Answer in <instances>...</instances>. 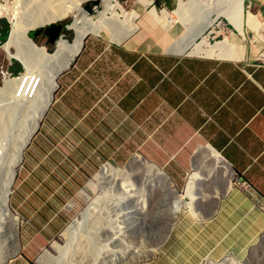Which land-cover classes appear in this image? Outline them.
Returning a JSON list of instances; mask_svg holds the SVG:
<instances>
[{
  "label": "rangeland",
  "instance_id": "rangeland-1",
  "mask_svg": "<svg viewBox=\"0 0 264 264\" xmlns=\"http://www.w3.org/2000/svg\"><path fill=\"white\" fill-rule=\"evenodd\" d=\"M41 1L45 0H0V10H2L0 18L6 19L10 27L11 25L13 27L18 19L26 17V11L29 8L38 9ZM52 1L55 9H58L57 4H61L60 0ZM118 1L128 12L134 7L135 0ZM150 1V8H153L138 19L140 30L128 39L135 36V39L147 48L157 49L162 46L168 51L174 43L185 42L188 35L183 33L184 27L181 24L171 25L160 15L162 10L174 12L179 0H159L160 4H157L156 0ZM183 1L188 2V0ZM211 4L214 5V2ZM93 5L94 2L86 3L84 8ZM245 9L249 15L258 16L262 21L263 25L258 27L260 31L257 34L246 28V36L241 37L230 21L220 18L193 45H198L203 40L210 45H216L228 38V40L237 41V59H240L244 55V50L248 48L256 54L258 62H264V41L261 42L263 46L260 50L255 45V42L259 40L258 35L264 36V4L261 0H245ZM207 10L208 6L203 5L193 11V14L189 16L190 23L186 31L200 27L199 24L206 16ZM101 11H103L101 7L93 8L94 15ZM77 21L79 18L76 14H71L57 24L66 26ZM123 21L125 20L119 19L115 12L109 11L106 23L110 27L119 30V25H122ZM253 25H256L255 20H252L248 27ZM64 29L62 38L72 42L75 38L74 31L69 29L67 33ZM9 37L5 43L0 44V88L5 87L6 81L22 77L24 74L21 62L9 60L5 49ZM47 40L45 35H41L35 39V42L53 53L56 45H48ZM114 43L106 32L102 34V37L88 36L81 54L71 68L58 79L59 89L54 95L53 104L43 118L39 131L25 150L23 162L16 172L9 206L11 212L15 213H13L14 216L19 217V238L14 241L19 250L17 255L6 264H39L40 257L46 251H50L52 262L54 260L53 264L58 260H60L59 264H64L63 262L66 264H228L229 262L231 264H264V235L242 258L230 256L221 261L205 259L201 255L200 247L205 243L206 237L192 228L195 218L186 209L183 199L185 196L181 197L183 208L179 213L175 212L174 205L170 206L175 196H167L160 184H157L160 180L146 175L145 158H141L140 161L137 160L136 154L113 153V151L105 152L103 158L97 155L99 159L88 157L84 147L87 146L85 131L90 126L85 120L89 101L84 99V95L86 91L91 93V90L89 86L86 88L84 84H81L78 88L73 87L74 92L70 88L69 76L87 47L101 51L107 45ZM12 51L15 50L12 49ZM193 52L192 48L188 54L205 57ZM15 62L21 67V72L17 75H13L10 70L15 66ZM76 94L84 99L79 101V104L73 98ZM7 103L5 98H0V111L6 108ZM101 114L100 110H97L94 114V122L100 118ZM94 144H97V141L94 140ZM204 153L206 155V151ZM200 159L201 156L197 155L194 162L198 163ZM107 165L121 171L118 173L117 185L113 184V178L105 180L104 170ZM204 174L206 177L208 172ZM125 178L133 185L134 191L131 194L135 198L122 201L120 183ZM236 178L237 176L233 173V180ZM216 181H222L225 184L224 180ZM204 182L207 187L203 189L208 197L210 194L218 197L225 194L223 184L215 181L214 183ZM218 187L222 189L223 194L215 193ZM144 201L146 207L137 215L136 213L126 217L123 215L126 212L136 211L138 205ZM94 204H96L93 217L95 223L84 225L81 231V234L86 236L85 239H89L88 245L85 243V248L78 250L76 243L69 245L65 233L76 220H81L83 213ZM204 210V214L199 213L196 205L195 212L198 213L196 219L203 220L212 215V209L208 206ZM120 226L126 228L125 237L112 241L109 233ZM79 240L82 239L79 238ZM7 242L11 246L6 239H0V253L8 251ZM55 243L66 247L62 255L52 248ZM131 249H136L138 256L132 257ZM155 251L157 253L154 257L152 252ZM118 257L120 260H117Z\"/></svg>",
  "mask_w": 264,
  "mask_h": 264
},
{
  "label": "crops",
  "instance_id": "crops-1",
  "mask_svg": "<svg viewBox=\"0 0 264 264\" xmlns=\"http://www.w3.org/2000/svg\"><path fill=\"white\" fill-rule=\"evenodd\" d=\"M235 56L178 55L162 46L147 48L134 36L101 51L87 47L69 76L71 90L81 84L91 90L84 95L89 158L109 151L142 156L187 199L206 149L230 166L237 176L232 188L220 199H199L197 211L204 214L208 206L212 215L192 224L205 235L201 255L211 261L242 258L264 235V62L248 48L240 59L236 50ZM97 110L102 114L94 122ZM197 184L207 187L203 180Z\"/></svg>",
  "mask_w": 264,
  "mask_h": 264
},
{
  "label": "bare ground",
  "instance_id": "bare-ground-1",
  "mask_svg": "<svg viewBox=\"0 0 264 264\" xmlns=\"http://www.w3.org/2000/svg\"><path fill=\"white\" fill-rule=\"evenodd\" d=\"M60 2V5L57 4L58 9H55L56 7H54L52 0L41 1L39 8L36 10L29 8L26 11V17L23 16L22 19H18L13 24V27L11 25L12 31L9 41L5 46L9 60L21 62L24 67V74L22 77L6 81L5 87L0 88V98H5L8 102L5 106L6 108L0 111V239L4 238L11 243L10 246L7 242L9 249L7 252L5 251L6 253H0V264H6L13 256L17 255L19 250L16 248V242H14L19 238L17 229L19 217L14 216L15 213L11 212L9 206L11 192L16 181L17 169L23 162L25 150L39 131L43 118L53 104L54 95L59 89V77L71 68L77 57L81 54L88 36L95 35L102 37V34L106 32L112 42L122 44L140 30L138 19L153 8H150V0H135L134 7L129 12L122 7L118 0H60ZM93 2L98 3L97 5L94 4V7H101L103 11L94 15L93 6L90 12L84 8L86 3L91 4ZM213 2L214 5L211 4ZM203 5L208 6V10L203 21L199 24L200 27L186 31V27L190 23L189 16L198 7ZM109 11L115 12L119 19L125 20L122 25H119V30L113 29L106 23ZM1 12L2 10H0V15L2 16ZM71 14H76V17L79 18V21L70 25V29L75 33V38L72 42L64 38L59 39L53 53L37 45L35 40L30 37V33L34 29L57 23L68 18ZM160 15L169 21L171 25L181 24L185 29L183 33L188 35L185 42L174 43L169 48V52L186 55L193 48V53L211 58L216 56L219 59L226 60L234 58L237 45L236 40H228L227 38L226 41L217 43L216 45H210L205 40L198 45L193 44L203 37L205 32L209 31L220 18L230 21V24L241 37L246 34V28L259 32L258 27L263 25L262 21L256 18L255 27H248L252 17L245 9V0H188L187 3L180 0L174 12L162 10ZM258 39L257 41L255 40V45L260 50L257 43L261 44L263 35H258ZM12 49L15 51L13 52ZM205 151L204 167L203 169L200 168L201 170L191 177L192 183L188 192L189 199L185 197V200L183 198L186 209L189 210L194 218L198 214L195 212L198 200L208 197L204 189L198 186V181L203 180L214 183L220 175L221 178L219 180H224L225 182V184L223 183V188H225L226 194L232 188L233 183V171L230 169V166L213 150L206 149ZM138 159L141 161V157ZM119 172L121 171L111 165H107L104 170V178H106L105 180L113 178V184L117 185ZM204 172H208L206 177ZM146 175L157 180L159 179L160 182L157 184H160L161 187L162 185H167V179L164 174L152 164H146ZM173 188L171 185V195L175 197L170 206L174 205V211L179 213L183 208L181 204L182 195L178 194ZM219 188H217V192L215 191L217 195L223 194L222 189ZM132 191H134L133 185L126 178L122 179L120 183L122 201L134 199L135 197L131 194ZM95 205L90 206L83 213L82 219L76 220L65 233V236L69 240V245L76 243L78 250L84 249L85 243L88 245L89 239H85L86 236L82 235L81 231L84 225L87 226L95 223V218H93L95 216ZM145 207L146 202L144 201L138 205L136 211L130 210L131 212H126L123 215L125 217L131 216L134 213L137 215ZM109 234L112 241L121 240L126 235V228L120 226ZM79 238L82 240H79ZM52 248L61 253V255L66 251V247H62L58 243H55ZM130 251L132 257L138 256L136 249H131ZM81 253L83 252L81 251ZM156 253V251L152 252V255L155 257ZM51 256L50 251H46L40 257L39 264H53L54 260L52 262ZM117 260H120V258L118 257ZM59 263L60 260L55 262V264ZM63 263L66 264L65 262Z\"/></svg>",
  "mask_w": 264,
  "mask_h": 264
},
{
  "label": "water",
  "instance_id": "water-1",
  "mask_svg": "<svg viewBox=\"0 0 264 264\" xmlns=\"http://www.w3.org/2000/svg\"><path fill=\"white\" fill-rule=\"evenodd\" d=\"M180 1V0H179ZM95 5H97L98 3H94ZM86 9L90 12L91 11V7L90 6H87ZM67 29L69 30L70 29V25H63V24H57V23H53V24H49L47 27L45 26H42V27H39L37 29H34L31 33H30V37L35 40L37 39L39 36L41 35H45L47 37V44L48 45H56L57 41L59 39H61L63 37L62 35V31L63 29ZM216 154L219 155V157L225 162V160L221 157V155L217 152H215ZM141 158H143L141 156ZM144 161L146 163H149V164H152L156 169L160 170L165 178L167 179L166 182H167V185L164 186L162 185V189L163 191L166 193L167 196H170L172 194V191L170 189V186L172 185L175 190L177 191L176 187L173 185L171 179L166 175V173L160 169L159 167H157L154 163H151L149 161H147L146 159H144ZM178 194H182L180 191H177ZM18 220V219H17ZM17 229H18V232H19V226H18V223H17ZM19 234V233H18Z\"/></svg>",
  "mask_w": 264,
  "mask_h": 264
},
{
  "label": "trees",
  "instance_id": "trees-1",
  "mask_svg": "<svg viewBox=\"0 0 264 264\" xmlns=\"http://www.w3.org/2000/svg\"><path fill=\"white\" fill-rule=\"evenodd\" d=\"M157 4H160L161 1L156 0ZM11 27L9 22L6 19L0 18V44L5 43L8 40V37L10 35ZM64 32L69 33L67 29H64ZM13 75H17L21 72L20 64L15 62V66L13 68H10Z\"/></svg>",
  "mask_w": 264,
  "mask_h": 264
},
{
  "label": "built area",
  "instance_id": "built-area-1",
  "mask_svg": "<svg viewBox=\"0 0 264 264\" xmlns=\"http://www.w3.org/2000/svg\"><path fill=\"white\" fill-rule=\"evenodd\" d=\"M244 186H245V189H247L248 191H251L252 190V188H251L250 185L244 184Z\"/></svg>",
  "mask_w": 264,
  "mask_h": 264
}]
</instances>
